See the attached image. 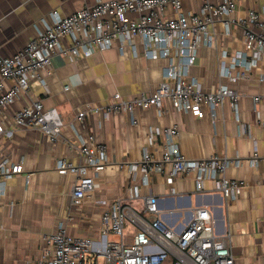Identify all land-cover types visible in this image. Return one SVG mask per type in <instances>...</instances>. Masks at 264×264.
I'll return each mask as SVG.
<instances>
[{
  "label": "crops",
  "instance_id": "1",
  "mask_svg": "<svg viewBox=\"0 0 264 264\" xmlns=\"http://www.w3.org/2000/svg\"><path fill=\"white\" fill-rule=\"evenodd\" d=\"M97 1L0 0V56L19 52L46 23L53 22L51 12L66 16ZM206 1L221 0H182V9L194 12ZM237 1L234 18L245 17L251 9L264 12V0ZM165 15L173 18L176 13L168 7ZM211 32L214 45L198 47L190 74L205 91L227 85L240 94L237 110L226 102L217 108L215 117L208 111L199 117L178 110L165 100L161 112L149 106L136 108L132 114H92L83 122L75 120L76 112L87 103L105 105L115 93L125 98L149 94L161 82L168 60L145 57L139 39L138 55L130 46L123 54L116 46L80 58L58 54L52 59L51 72L44 74L46 85L36 78L30 80L27 92L5 109L4 120L12 123L17 109L41 99L44 106L58 108L65 126L57 140L36 128H18L0 141V159L22 166L20 173L7 180L0 197V264H29L39 259L46 246L42 236L56 232L61 224L70 235L99 239L102 213L113 200L126 197L134 182L140 184L142 195L151 191L158 196L163 218L177 230L185 227L197 208L206 207L216 231L231 235L235 264H264V58L254 60L244 54L242 66L233 68V73L249 63L252 67L245 77L232 81L221 74L220 55L227 52L225 61L230 66L231 58L243 49V28L219 21ZM11 85L12 81H5L0 94ZM255 96L261 100L255 102ZM167 128H176L172 140L165 133ZM81 142L105 144L109 162L97 172L100 187L75 205L71 190L76 176L56 167L61 158L80 163L76 146ZM169 142L188 158L217 155L240 160L226 170L228 177L245 181L240 196L227 200L212 180H206L200 191L194 173L169 180L170 165L166 164L163 171L152 174L148 185L143 184L141 170L133 172L131 166L140 161L144 150L161 159ZM133 204L141 208L142 200ZM134 231L133 226L127 227L128 235Z\"/></svg>",
  "mask_w": 264,
  "mask_h": 264
},
{
  "label": "built area",
  "instance_id": "2",
  "mask_svg": "<svg viewBox=\"0 0 264 264\" xmlns=\"http://www.w3.org/2000/svg\"><path fill=\"white\" fill-rule=\"evenodd\" d=\"M237 4V0L206 1L199 10L186 13L182 0H98L66 16L51 12L53 22L46 23L19 52L0 56V90L5 81H12L10 88L0 94V141L12 136L18 128H36L50 140L59 139L65 126L64 118L57 107H46L41 99L17 109L12 123L3 118L5 109L27 92L31 79L36 78L46 85L44 74L51 72L55 55L87 57L114 46L122 54L130 46L133 54L138 55L137 39L142 43L145 57L168 60L161 82L149 94L142 92L125 98L115 93L105 105L87 103L76 112V121L83 122L92 114L104 117L113 113L132 114L136 108L149 106L161 112L165 100L178 110L199 117L207 111L215 117L217 108L226 102L237 110L240 94L236 90L219 85L205 91L199 80L190 74L198 47L203 43L214 45L211 27L219 21H224L227 27L243 28V49L231 58L230 66L225 61L227 52H221L222 75L232 81L245 77L252 67L250 63L237 74L232 71L242 66L244 54L253 56L254 60L264 58V12L261 15L251 9L245 17L234 18ZM168 7L175 11V17L165 15ZM254 100L259 102L261 97L255 96ZM165 133L172 140L177 131L167 128ZM76 148L82 161L76 164L61 158L56 168L76 176L71 198L73 204L81 205L100 187L97 172L108 164L109 157L105 144L81 142ZM239 163L238 159L217 155L188 158L177 144L169 142L161 159L152 158L144 150L140 161L131 169L133 172L141 170L142 182L148 185L152 174L163 171V164L170 165L166 172L169 180L194 173L198 190L203 191L204 182L212 180L215 190L227 200H234L242 193L245 181L228 177L226 170ZM21 171L20 164L8 158L0 159V197L7 180ZM138 199L142 200L141 208L133 204ZM101 224V236L97 240L70 235L61 224L56 232L42 236L46 246L39 259L29 264H235L231 235L216 231L208 208H197L185 227L177 230L163 218L158 196L151 191L142 195L137 182L129 186L126 197L116 198L104 210ZM129 225L135 228L131 235L127 233ZM100 258L104 259L103 263Z\"/></svg>",
  "mask_w": 264,
  "mask_h": 264
},
{
  "label": "rangeland",
  "instance_id": "3",
  "mask_svg": "<svg viewBox=\"0 0 264 264\" xmlns=\"http://www.w3.org/2000/svg\"><path fill=\"white\" fill-rule=\"evenodd\" d=\"M99 261H100L101 263H103V262H104V259H103V258H100ZM163 264H170V263L167 262V263H163Z\"/></svg>",
  "mask_w": 264,
  "mask_h": 264
}]
</instances>
